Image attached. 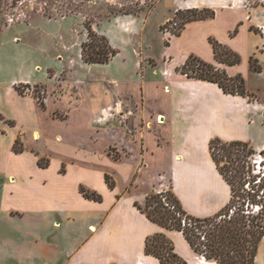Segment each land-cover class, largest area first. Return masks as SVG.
<instances>
[{
	"label": "crops",
	"instance_id": "0c3cea01",
	"mask_svg": "<svg viewBox=\"0 0 264 264\" xmlns=\"http://www.w3.org/2000/svg\"><path fill=\"white\" fill-rule=\"evenodd\" d=\"M248 1L189 2L184 6L215 10V16L208 18L211 20L221 14L235 17L232 25L225 27L229 29L225 37H210L239 53L241 62H219L213 46L212 53L197 55L230 76H247L239 68L241 63L251 74L264 71L260 63L264 61V5H249ZM195 21L188 22L179 35ZM251 57L258 60L261 71L252 69ZM182 65L169 63L161 81L141 82L143 94L138 103L135 95L127 99L133 106L122 112V123L114 120L117 113L112 111L107 116L112 122L106 127L96 128L87 122L80 127L90 137L84 145L107 142L102 158L87 153L80 154L84 159L81 163L65 157L53 163L52 153L33 143L46 133L20 117L25 114L42 121L46 112L42 106L9 114L14 124L0 118V264H163L146 253L147 237L160 232L188 264H219L196 253L181 231L150 220L138 207L145 205L150 193L169 189L187 213L208 217L218 213L231 197L230 186L211 157L209 143L215 137L236 140L221 129L239 128L241 114L235 118L237 113L231 116L227 109L242 113L243 96L225 93L217 83L189 78L178 71ZM147 92L158 94L162 106L151 107L145 98ZM248 102L255 110L256 105ZM201 135L206 137L203 141ZM19 137L23 145L16 151ZM116 146L119 153L115 156L108 149ZM199 146L204 147L203 154ZM81 187L95 191L100 198L87 197Z\"/></svg>",
	"mask_w": 264,
	"mask_h": 264
},
{
	"label": "rangeland",
	"instance_id": "374dc122",
	"mask_svg": "<svg viewBox=\"0 0 264 264\" xmlns=\"http://www.w3.org/2000/svg\"><path fill=\"white\" fill-rule=\"evenodd\" d=\"M213 1L0 0V118L14 124L9 114L42 106L47 112L42 113V121L25 114L20 117L46 133L33 143L42 151H50L53 163H59L62 157L81 163L84 159L80 154L87 153L101 157L107 142L84 145L90 137L80 127L87 123L106 127L112 122L107 118L112 111L117 113L114 120L122 123V112L133 106L127 99L135 95L138 103L141 82L161 81L169 63L184 64L193 53L208 55L213 46L210 35L225 37L229 31L225 27L229 28L235 17L221 14L215 20L192 22L182 36L175 33H182L186 27L183 13L191 8H184L185 4ZM248 3L264 5V0ZM89 28L106 35L118 51L108 63L83 60L82 43L88 38ZM260 63L264 66V61ZM239 68L247 74L241 71L253 98H241L242 113L227 109L231 116L237 113L235 118L241 114L239 128L221 130L225 136L247 141L260 151L264 148V71L251 74L244 63ZM157 95L147 92L145 98L151 107L162 106L163 99ZM248 101L256 105L255 110ZM57 137L62 139L58 141ZM201 138L203 141L206 137ZM22 142L19 137L17 148H22ZM199 148L203 154L204 147ZM108 151L115 156L119 153L117 146ZM42 161L46 163L47 159ZM257 264H264V240L259 245Z\"/></svg>",
	"mask_w": 264,
	"mask_h": 264
},
{
	"label": "trees",
	"instance_id": "16d2710c",
	"mask_svg": "<svg viewBox=\"0 0 264 264\" xmlns=\"http://www.w3.org/2000/svg\"><path fill=\"white\" fill-rule=\"evenodd\" d=\"M214 16L215 10L211 8L188 9L183 13L184 23ZM88 31V38L82 43L83 60L90 64L108 63L118 51L106 35L97 34L90 28ZM210 42L219 62L229 65L241 62L239 53L214 38ZM250 63L253 70L261 71L255 57H251ZM178 71L189 78L217 83L225 93L253 98L241 74L230 76L225 69L195 54H191ZM14 148L21 150L16 143ZM209 149L217 169L231 189L229 202L218 213L208 217L191 215L169 189L150 193L145 205L138 207L150 220L181 231L196 253L207 260L219 264H257L259 245L264 240V148L257 151L247 141H225L215 137L211 139ZM107 181L113 186L109 176ZM81 190L87 197L100 198L95 191L84 187ZM165 195L175 206L174 210L165 206L162 200ZM146 253L156 256L163 264H188L175 251L173 242L164 232L147 237Z\"/></svg>",
	"mask_w": 264,
	"mask_h": 264
},
{
	"label": "built area",
	"instance_id": "2783aa9c",
	"mask_svg": "<svg viewBox=\"0 0 264 264\" xmlns=\"http://www.w3.org/2000/svg\"><path fill=\"white\" fill-rule=\"evenodd\" d=\"M162 200H163L165 206H167L169 209H171V210L175 209V206L172 203H170V201L166 195L162 198ZM178 215H180V214H178Z\"/></svg>",
	"mask_w": 264,
	"mask_h": 264
},
{
	"label": "bare ground",
	"instance_id": "6f19581e",
	"mask_svg": "<svg viewBox=\"0 0 264 264\" xmlns=\"http://www.w3.org/2000/svg\"><path fill=\"white\" fill-rule=\"evenodd\" d=\"M38 136V135H37Z\"/></svg>",
	"mask_w": 264,
	"mask_h": 264
}]
</instances>
